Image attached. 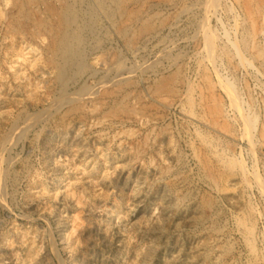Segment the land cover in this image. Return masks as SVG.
<instances>
[{
	"label": "rangeland",
	"instance_id": "obj_1",
	"mask_svg": "<svg viewBox=\"0 0 264 264\" xmlns=\"http://www.w3.org/2000/svg\"><path fill=\"white\" fill-rule=\"evenodd\" d=\"M12 3L0 0V264H264V0L128 1L126 35L100 15L59 107L50 34L14 31ZM116 58L124 81L101 84Z\"/></svg>",
	"mask_w": 264,
	"mask_h": 264
},
{
	"label": "bare ground",
	"instance_id": "obj_2",
	"mask_svg": "<svg viewBox=\"0 0 264 264\" xmlns=\"http://www.w3.org/2000/svg\"><path fill=\"white\" fill-rule=\"evenodd\" d=\"M54 3H52V0H13L14 7H15V14L13 17V27L12 29L14 31H17V29L20 27L21 23H24L26 21H32L33 24L35 25L38 30L37 32H40V30H47L48 33L50 34V42L47 46L46 49V55L47 59H45L54 69L56 70V74L54 77V82L59 88V91L61 94L55 101V107H59L64 101H67L69 99H72L73 94L71 95L70 92H68V89L70 88L71 84H75L78 80V78L85 73L87 70V64H86V47H88L89 43L86 42V33L90 32L96 33L98 30V24L100 15H105L109 19L115 22V26H117L119 33L126 35L127 31L131 30L130 22L133 21V16L136 14L134 13V10L132 11L133 13L128 11V14L126 15V5L128 1L132 0H53ZM134 1V0H133ZM168 1V0H167ZM88 2V8L87 10L84 9V6L86 5L85 3ZM164 2V1H163ZM12 3V4H13ZM43 5L46 4V12L45 16H42L40 7L38 4ZM43 3V4H42ZM130 3V2H129ZM135 3V2H132ZM144 3V2H143ZM142 3V4H143ZM203 4V3H201ZM39 7H37V6ZM134 5V4H133ZM141 5V4H140ZM174 5V4H173ZM86 7V6H85ZM182 7V6H181ZM129 8V7H128ZM208 8V7H207ZM135 9V8H134ZM146 9V8H145ZM42 10V8H41ZM86 10V11H85ZM190 11V10H189ZM43 13V12H42ZM43 13V15H44ZM138 13V12H137ZM125 14V19L119 18V16L124 17L123 15ZM104 16V17H105ZM148 16V15H147ZM6 17V16H5ZM137 17V15H136ZM135 17V18H136ZM153 17V16H152ZM10 18V17H8ZM12 19V18H11ZM143 19V18H142ZM149 20V18H148ZM151 20V19H150ZM145 21V20H142ZM162 21V20H161ZM164 22V21H162ZM143 23V22H142ZM159 23V22H158ZM26 25V23H25ZM154 25V24H153ZM159 25V24H158ZM172 26V25H171ZM152 27V22L151 21H145L144 24L139 26V32L137 30V34L139 33H144L145 31H148ZM23 28V27H22ZM5 29V28H4ZM9 29V28H8ZM33 30V28H31ZM35 29V28H34ZM116 29V28H115ZM26 30V28H25ZM4 32V31H3ZM20 32V31H19ZM43 32V31H42ZM130 32V31H129ZM136 32V31H135ZM134 32V33H135ZM5 33V32H4ZM131 33V32H130ZM197 33V32H196ZM90 34V35H91ZM15 35V34H14ZM13 35V36H14ZM33 35V34H32ZM47 35V34H46ZM97 35V34H96ZM118 35V34H117ZM122 35V36H124ZM134 35V34H133ZM131 35V36H133ZM196 35V34H195ZM5 36V35H4ZM37 36V35H35ZM44 36V35H42ZM94 36V35H93ZM127 39V46H133V37ZM2 37V36H1ZM25 37V36H24ZM32 37V36H31ZM49 37V36H48ZM92 37V36H91ZM95 37V36H94ZM97 37V36H96ZM12 38V36H11ZM39 38V37H37ZM89 38V37H88ZM98 39V38H97ZM105 39V38H104ZM89 40V39H88ZM92 40V39H91ZM90 40V41H91ZM12 42V41H11ZM98 40L94 42V44H97ZM126 42V41H125ZM100 43V42H99ZM4 45V44H3ZM31 45V44H30ZM35 45V44H34ZM88 45V46H86ZM95 46V45H94ZM131 46V47H132ZM90 47V46H89ZM98 47V46H97ZM12 48V46H11ZM14 48V47H13ZM102 48V47H101ZM32 50V49H31ZM88 50V49H87ZM114 50V49H113ZM136 50V49H135ZM34 51V50H33ZM22 52V51H21ZM108 52V51H107ZM118 53V52H117ZM17 54V53H16ZM112 54V53H111ZM167 54V53H166ZM5 55V54H4ZM18 55V54H17ZM23 56V55H22ZM101 56V55H100ZM108 56V55H107ZM15 57V56H14ZM25 57V56H24ZM113 57V56H111ZM165 57V56H164ZM42 58V57H41ZM167 58V57H166ZM22 59V57H21ZM40 59V58H39ZM43 59V58H42ZM112 59V58H111ZM109 59V60H111ZM117 59V58H116ZM170 59V58H169ZM35 60V59H34ZM104 61V60H103ZM156 61V60H155ZM106 62V61H105ZM149 63V62H148ZM156 63V62H155ZM153 63V65L155 64ZM48 64V65H49ZM123 62L121 59H117L116 61L113 62L112 66L109 68V72L113 73V78L110 76L108 77H103L101 84H107L109 82H114L118 84L119 81L123 80L122 73H123ZM150 64V63H149ZM46 65V64H45ZM143 65V64H142ZM148 68V67H147ZM146 68V69H147ZM150 68V67H149ZM52 69V68H51ZM145 69V68H144ZM54 70V71H55ZM177 70V69H176ZM90 71V70H89ZM91 73V72H90ZM157 73V72H156ZM155 73V74H156ZM108 74V73H106ZM172 74V73H171ZM170 74V75H171ZM94 75V74H93ZM174 75V73H173ZM103 76V75H102ZM107 76V75H106ZM175 76V75H174ZM173 76V77H174ZM162 79V78H161ZM172 79V77L170 78ZM170 79H165V80H170ZM176 80V79H175ZM124 81V80H123ZM164 81V79H163ZM97 82V81H96ZM100 82V81H99ZM122 82V81H121ZM132 82V80L130 81ZM171 82V81H170ZM120 83V82H119ZM124 84L126 82H123ZM133 83V82H132ZM131 83V84H132ZM164 83V82H161ZM80 84V83H79ZM84 84V83H83ZM122 84V83H121ZM156 84V83H155ZM115 85V84H114ZM126 85V84H125ZM157 85V84H156ZM160 87L161 84H158ZM32 86V85H31ZM35 86V85H34ZM56 86V87H57ZM81 86V85H80ZM88 88V85H84ZM108 86V85H106ZM167 86V85H166ZM50 87V86H49ZM104 87V86H103ZM114 87H118L114 86ZM151 87V86H150ZM163 87V85L161 86ZM79 88V87H78ZM82 87L79 89L81 90ZM84 88V87H83ZM96 88H99L96 87ZM119 88H121L119 86ZM170 88V87H169ZM173 88V87H172ZM34 89V88H33ZM36 89V87H35ZM79 89H75V93ZM100 89V88H99ZM118 89V88H117ZM157 89V87H156ZM165 89V88H164ZM79 90V91H80ZM88 90L90 91V88L87 90L85 89V92ZM114 89H112L113 92ZM116 90V89H115ZM172 90V89H170ZM37 91V90H36ZM72 91V93H74ZM83 91V90H82ZM92 91V90H91ZM96 91V90H95ZM157 91V90H156ZM167 91V90H166ZM105 92V91H104ZM155 92V91H154ZM161 92V90H160ZM70 93V94H69ZM74 93V95H75ZM78 92L77 94H79ZM84 93V91H83ZM83 93L81 96H83ZM89 93V92H88ZM93 93V92H92ZM95 93V92H94ZM93 93V94H94ZM97 93V92H96ZM103 93V92H102ZM106 93V92H105ZM114 93V92H113ZM123 93V92H122ZM92 94V96H93ZM117 94V93H116ZM127 94V93H126ZM90 95V96H89ZM87 94V97H92L91 93ZM56 96H58L56 94ZM55 96V97H56ZM76 96V95H75ZM79 96V95H78ZM77 97V96H76ZM86 97V96H84ZM75 100V98H73ZM82 99V98H78ZM124 99V98H123ZM142 99V98H141ZM86 100V99H85ZM139 100V99H138ZM70 101V100H69ZM76 101V100H75ZM82 101V100H81ZM100 101V100H99ZM129 101V100H128ZM72 102V100L70 101ZM91 102V101H90ZM124 102V101H123ZM121 102V104L123 103ZM65 103V102H64ZM74 103V101L72 102ZM115 103V102H114ZM120 103V102H117ZM52 104V103H51ZM67 104V102H66ZM100 104V103H99ZM125 104V103H124ZM128 104V103H127ZM69 105V103L67 104ZM119 105V104H118ZM126 105V104H125ZM132 105V104H131ZM134 105V104H133ZM77 107V105H75ZM113 106V105H112ZM122 106V105H121ZM120 106V107H121ZM109 107V106H108ZM124 107V106H123ZM133 107V106H132ZM139 107V106H138ZM46 108V107H45ZM117 108V107H115ZM141 108V107H140ZM44 109V108H43ZM56 109V108H55ZM54 109V110H55ZM112 109V108H111ZM119 109V107L117 108ZM123 109V108H121ZM128 110L132 113L133 108H128L124 107V110ZM24 110V109H23ZM60 110V109H59ZM113 110V109H112ZM39 111V110H38ZM76 111V110H75ZM116 111V110H115ZM114 111V112H115ZM18 112V111H17ZM30 112V111H29ZM106 112V111H105ZM113 112V111H112ZM113 112V113H114ZM124 112V111H122ZM121 112V113H122ZM126 112V111H125ZM143 112V111H142ZM37 113V112H35ZM34 113V114H35ZM128 113V114H131ZM141 113V112H140ZM112 114V113H111ZM133 114V113H132ZM135 114V113H134ZM133 114V115H134ZM31 115V114H30ZM33 115V114H32ZM50 115V114H49ZM34 117V116H33ZM48 117L46 115V112H42L37 117ZM31 118V116H30ZM42 118V119H43ZM102 118V117H101ZM28 121L32 122L27 118ZM36 119V120H37ZM45 119V118H44ZM133 119V118H132ZM20 120V119H19ZM26 118L22 117L21 118V123L18 124V122H15L13 127L11 128V137H19L20 135H24V133L27 131V129L30 127L29 124L31 123H25ZM33 120V119H32ZM61 120V119H60ZM27 121V122H28ZM58 121V120H57ZM35 122V121H34ZM65 122V121H64ZM67 122V121H66ZM36 123V122H35ZM24 124V125H23ZM55 124V123H54ZM68 126V124H67ZM153 126V125H152ZM66 129V128H65ZM32 130V129H31ZM152 130V129H151ZM165 130V129H164ZM9 131V132H10ZM30 131V130H29ZM34 133V131H33ZM2 135V134H1ZM8 135V134H7ZM118 135V134H117ZM130 135V134H129ZM6 138V137H5ZM10 139V137H8ZM144 138V137H143ZM4 141L6 139L2 138ZM16 139V138H14ZM1 140V139H0ZM11 140V139H10ZM18 140V139H17ZM9 142V141H8ZM7 142V143H8ZM144 143V141H143ZM142 143V144H143ZM2 144V142H1ZM5 144V143H4ZM16 144V141H15ZM3 145V144H2ZM9 145V144H7ZM11 146V145H10ZM5 147V146H4ZM139 147V146H138ZM8 148V147H7ZM3 149V147H2ZM131 149V148H130ZM6 150H9L6 149ZM138 152V151H136ZM142 153V152H141ZM140 153V154H141ZM134 155V154H133ZM139 158V157H138ZM136 159V158H135ZM3 161V160H2ZM10 161V160H9ZM6 162V161H4ZM12 163V162H11ZM146 164V163H145ZM23 167V166H22ZM1 170V169H0ZM0 177H1V184L3 185L5 180L7 179V174L4 171H0ZM5 185V184H4ZM17 186V185H16ZM2 194V191H0V195ZM205 207V206H204Z\"/></svg>",
	"mask_w": 264,
	"mask_h": 264
}]
</instances>
